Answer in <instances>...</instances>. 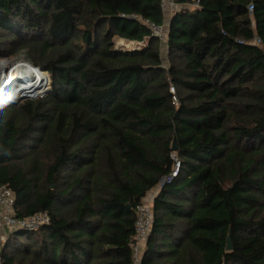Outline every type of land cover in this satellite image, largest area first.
<instances>
[{
	"label": "trees",
	"instance_id": "16d2710c",
	"mask_svg": "<svg viewBox=\"0 0 264 264\" xmlns=\"http://www.w3.org/2000/svg\"><path fill=\"white\" fill-rule=\"evenodd\" d=\"M178 3L163 43L160 0H0V60L51 81L0 104V185L18 217L50 218L0 264H135L157 188L142 264H264V0Z\"/></svg>",
	"mask_w": 264,
	"mask_h": 264
},
{
	"label": "built area",
	"instance_id": "2783aa9c",
	"mask_svg": "<svg viewBox=\"0 0 264 264\" xmlns=\"http://www.w3.org/2000/svg\"><path fill=\"white\" fill-rule=\"evenodd\" d=\"M179 3L178 0H160V9L164 15H168L170 12L177 10ZM253 8L250 7V13H252ZM145 24L150 29L152 37H156L164 40L167 33L163 34L164 26L159 27L152 22L145 21ZM163 36V37H162ZM162 37V38H161ZM120 46L128 49V43L126 40L120 39ZM128 42V43H127ZM119 43V44H120ZM127 43V45L125 44ZM256 45L261 44V40L256 38ZM140 44V43H139ZM130 45V44H129ZM129 50V49H128ZM130 51V50H129ZM31 66V65H30ZM33 67V66H32ZM37 69V68H35ZM39 70V69H38ZM31 81V80H30ZM50 77L46 76V83L44 84L45 89L41 90V93H28L32 94L34 99L44 97L49 90L47 85L50 83ZM28 79H22L21 81H16L12 83L8 78H0V104L5 106H12L21 101L28 100L31 98H25L26 92H23V88L27 87ZM171 92L174 93V89L171 88ZM173 161L175 163L174 169L169 177L165 178L163 184L172 183L178 176L181 169L180 160L173 155ZM15 194L13 191L4 185H0V220L1 224L10 230L11 234L18 231H23L26 233L37 232L42 226L48 225L50 222L49 215L47 213H37L29 217H18L15 209ZM153 225V209L150 205H140L137 208V219L135 224V243L133 245V259L135 264H142V259L144 256V248L147 243L148 237L150 235ZM7 240L0 235V248L5 244Z\"/></svg>",
	"mask_w": 264,
	"mask_h": 264
},
{
	"label": "rangeland",
	"instance_id": "374dc122",
	"mask_svg": "<svg viewBox=\"0 0 264 264\" xmlns=\"http://www.w3.org/2000/svg\"><path fill=\"white\" fill-rule=\"evenodd\" d=\"M183 7L182 6H180V5H178V7H177V10H175V11H172V12H170L167 16L169 17V19H170V16L171 15H174L178 10H181ZM166 16V17H167ZM167 17V18H168ZM168 20V19H167ZM166 20V21H167ZM167 23V22H166ZM168 24H166L165 26H164V32H163V34H165V33H167V30H168ZM163 37V36H162ZM161 37V38H162ZM148 40L146 39L145 40V42H143V43H136V42H134V43H128V45H127V43H125L127 46H128V49L130 50V51H137V50H141V49H144V48H146L147 47V45H148V42H147ZM114 42H115V48L116 49H119V50H123V51H129L128 49H126L125 47H121L120 45L122 44V43H120V42H122V41H120V38H115L114 39ZM120 43V44H119ZM130 44V45H129ZM17 57H11V58H5V59H1L0 60V78H3V79H5V78H9V77H12V74L13 73H17L18 71H20V70H18V68H19V66L21 65V64H28V65H30L28 62H26V61H24L22 58H23V55H22V57L21 56H19V60L17 61V59H16ZM162 58H163V60L166 58V56L165 55H162ZM39 70H41V69H39ZM41 71H43V70H41ZM43 73H46V72H44L43 71ZM46 75L47 76H49V74L48 73H46ZM50 77V76H49ZM50 83L47 85V89L50 91L51 90V81H49ZM32 100H36V99H39V98H36V99H34V98H31ZM175 156V155H174ZM158 192H159V189L157 188V189H154V190H152L150 193H149V195L147 196V198H146V201L147 202H149V201H152V198L154 197V196H156L157 194H158ZM145 201V204H148L147 202ZM27 239H22V242L23 243H25V242H27L26 241ZM2 247V246H1ZM1 249V248H0Z\"/></svg>",
	"mask_w": 264,
	"mask_h": 264
},
{
	"label": "bare ground",
	"instance_id": "6f19581e",
	"mask_svg": "<svg viewBox=\"0 0 264 264\" xmlns=\"http://www.w3.org/2000/svg\"><path fill=\"white\" fill-rule=\"evenodd\" d=\"M18 70L20 71L13 73L12 77H9L8 79H10L12 83L21 81L22 79H28V85L23 88V92H26V94L29 92L35 94L41 93L40 91L45 89L46 86H44V84L46 83V73H43L41 70L38 71V69H35L28 64H21ZM2 98L3 97H0V100Z\"/></svg>",
	"mask_w": 264,
	"mask_h": 264
},
{
	"label": "crops",
	"instance_id": "0c3cea01",
	"mask_svg": "<svg viewBox=\"0 0 264 264\" xmlns=\"http://www.w3.org/2000/svg\"><path fill=\"white\" fill-rule=\"evenodd\" d=\"M168 17V16H167ZM166 17V22L168 23L169 21H170V19L172 18V15L170 16V19H169V17L167 18ZM165 22V25L167 24ZM167 42V40L165 39V40H163V43H166ZM167 47L165 46V49H163V52H162V54L163 55H165L166 56V58L164 59V62L165 63H167V49H166ZM156 196H154L153 198H152V201H149L150 203H152L153 202V200H154V198H155ZM0 214H1V212H0ZM0 235L3 237V238H5V240H8L9 239V236L11 235V232H10V230L9 229H7L6 227H4L2 224H1V220H0ZM1 250V249H0Z\"/></svg>",
	"mask_w": 264,
	"mask_h": 264
},
{
	"label": "water",
	"instance_id": "95a60500",
	"mask_svg": "<svg viewBox=\"0 0 264 264\" xmlns=\"http://www.w3.org/2000/svg\"><path fill=\"white\" fill-rule=\"evenodd\" d=\"M34 96L33 95H30V94H27L25 96V98H33ZM176 150V148L174 149ZM228 250H232V241H231V237H229V240H228Z\"/></svg>",
	"mask_w": 264,
	"mask_h": 264
}]
</instances>
